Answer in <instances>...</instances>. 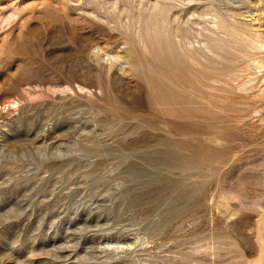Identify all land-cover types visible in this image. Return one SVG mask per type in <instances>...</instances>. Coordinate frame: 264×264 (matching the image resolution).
<instances>
[{
	"label": "rangeland",
	"instance_id": "1",
	"mask_svg": "<svg viewBox=\"0 0 264 264\" xmlns=\"http://www.w3.org/2000/svg\"><path fill=\"white\" fill-rule=\"evenodd\" d=\"M0 264H264V0H0Z\"/></svg>",
	"mask_w": 264,
	"mask_h": 264
}]
</instances>
